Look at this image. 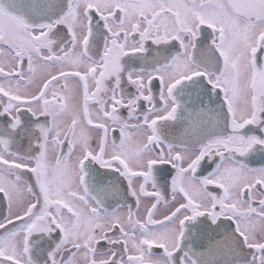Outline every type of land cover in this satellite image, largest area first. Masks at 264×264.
I'll list each match as a JSON object with an SVG mask.
<instances>
[{"label": "snow or ice", "instance_id": "6c2138e0", "mask_svg": "<svg viewBox=\"0 0 264 264\" xmlns=\"http://www.w3.org/2000/svg\"><path fill=\"white\" fill-rule=\"evenodd\" d=\"M0 264H264V0H0Z\"/></svg>", "mask_w": 264, "mask_h": 264}]
</instances>
